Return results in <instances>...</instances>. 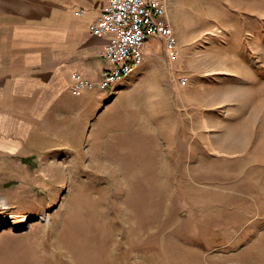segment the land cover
Instances as JSON below:
<instances>
[{"label":"rangeland","instance_id":"obj_1","mask_svg":"<svg viewBox=\"0 0 264 264\" xmlns=\"http://www.w3.org/2000/svg\"><path fill=\"white\" fill-rule=\"evenodd\" d=\"M168 14L175 45L150 37L99 119L73 95L4 111L0 264H264V0Z\"/></svg>","mask_w":264,"mask_h":264},{"label":"crops","instance_id":"obj_2","mask_svg":"<svg viewBox=\"0 0 264 264\" xmlns=\"http://www.w3.org/2000/svg\"><path fill=\"white\" fill-rule=\"evenodd\" d=\"M108 2L0 0V129L12 126L4 111H16L17 105L25 102L32 112L35 96L41 97L40 110L45 97L63 100L73 95L80 101L88 98L86 117L95 108L97 115L92 118H100L99 113L106 110L103 105L127 81L120 80L112 89L97 85L78 95L70 93V88L76 71L98 82L103 70L111 66L102 54L111 35H99L91 29ZM148 69L138 65L131 79L135 80L133 84ZM149 71L154 73L153 69ZM25 122L28 125L30 119ZM6 142L0 136V144Z\"/></svg>","mask_w":264,"mask_h":264},{"label":"built area","instance_id":"obj_3","mask_svg":"<svg viewBox=\"0 0 264 264\" xmlns=\"http://www.w3.org/2000/svg\"><path fill=\"white\" fill-rule=\"evenodd\" d=\"M91 29L99 35H111L102 51L111 66L103 70L98 82L77 71L72 86L75 94L97 85L112 89L130 76L142 62L150 37H159L169 46L176 43L168 0H109Z\"/></svg>","mask_w":264,"mask_h":264},{"label":"bare ground","instance_id":"obj_4","mask_svg":"<svg viewBox=\"0 0 264 264\" xmlns=\"http://www.w3.org/2000/svg\"><path fill=\"white\" fill-rule=\"evenodd\" d=\"M10 203L8 200L4 197H0V210L3 208L10 207ZM36 215L31 212H14L12 217L13 220L11 221V224L14 227H22L23 225L27 224L30 219H33Z\"/></svg>","mask_w":264,"mask_h":264}]
</instances>
